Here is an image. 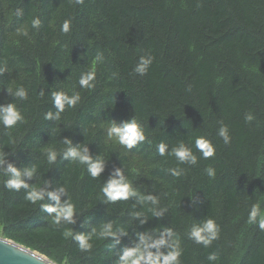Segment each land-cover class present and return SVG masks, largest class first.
I'll use <instances>...</instances> for the list:
<instances>
[{
    "label": "trees",
    "instance_id": "obj_1",
    "mask_svg": "<svg viewBox=\"0 0 264 264\" xmlns=\"http://www.w3.org/2000/svg\"><path fill=\"white\" fill-rule=\"evenodd\" d=\"M149 56L146 73H136ZM0 67V106L15 103L24 117L12 128L0 124L5 167H34L30 188L64 187L61 203L77 212L74 224L55 223L42 207L55 201L45 196L33 204L28 190L7 189L0 173L2 236L57 264H119L139 235L170 230L180 264H264V230L249 221L253 205L264 210V0H0ZM89 71L94 86L85 89L79 80ZM20 87L26 99L13 94ZM57 91L81 99L50 119L59 111ZM134 117L146 140L129 150L108 129ZM201 137L213 145L212 157L196 148ZM160 143L168 145L163 156ZM180 144L195 164L168 154ZM79 146L104 159L100 177L65 157ZM49 148L58 153L52 163ZM117 169L138 196L111 203L101 189ZM149 195L156 204L141 201ZM207 219L219 235L205 247L189 233ZM107 223L127 234L119 242L97 235L91 250L79 248L75 234L98 233Z\"/></svg>",
    "mask_w": 264,
    "mask_h": 264
},
{
    "label": "clouds",
    "instance_id": "obj_2",
    "mask_svg": "<svg viewBox=\"0 0 264 264\" xmlns=\"http://www.w3.org/2000/svg\"><path fill=\"white\" fill-rule=\"evenodd\" d=\"M81 2V0H78ZM40 20L34 19L32 21L33 27H38ZM70 30V21H65L62 25V31L67 33ZM99 59V58H97ZM152 63V58L141 57L138 65L134 71L140 75H143L148 70ZM5 71L3 67H0V74ZM95 80V72L89 71L84 73L79 84L82 88L91 89ZM12 92L11 89H8ZM13 94L20 98H27V91L23 87L17 88ZM81 97L79 94L67 95L64 92H53L52 101L59 111L53 116L52 113L47 114V118H60V113L64 111L65 106L74 107L80 101ZM253 117L248 115L247 120H251ZM24 120L23 115L17 108L15 103H9L7 105L0 106V124H3L5 128H12L18 122ZM219 135L224 139L225 143L229 142L228 130L226 127L219 129ZM109 138H114L122 146L127 149H132L138 143L144 142L146 136L142 126L137 122L134 117L128 122L124 123L123 126H116L113 122L112 126L108 129ZM65 144H71V141L66 139ZM196 148L202 153L205 158L212 157L215 149L213 145L205 138L201 137L195 141ZM168 145L160 143L158 145V152L161 156L166 154ZM57 151L49 148L47 150V160L52 163L57 158ZM169 155H174L181 163L195 164L197 157L192 153L191 149L186 147L184 144H180L178 147L173 148ZM7 153H0V173L7 176L8 179L5 181V187L9 190L20 191L21 189L28 190L26 192V199L33 204L44 200L45 196L55 201V205L43 204V209L49 213L55 223L60 224L61 222L66 224H74V219L77 214L75 207L68 200L61 203V195L65 194V188L59 187L55 191H47L43 187H32L26 182L33 178L36 173V169L25 168L23 170L18 169L11 163L6 164ZM66 158H70L72 161H77L80 164L87 165V171L93 178L100 177L101 173L105 169V161L99 156L95 159L89 155L88 148L83 147H70L66 153ZM173 175H180V171L173 169ZM209 176H215L213 169H207ZM107 202L127 201L131 197L138 196L137 191L132 187V184L128 181L125 175L120 169H117L115 176L104 183L101 189ZM142 202L150 201L152 204H156L157 200L153 196L140 197ZM155 215L159 213L154 212ZM140 213H136V216H140ZM249 221L251 223H258L261 230H264V210L261 209L259 204L252 206L249 214ZM142 223L144 221H141ZM127 233L123 230L120 233L113 231L111 223L104 224L99 232L93 228L91 233L87 234H75L74 240L78 243V246L83 251H89L92 249V240L94 236L101 239L112 237L118 241V235H126ZM66 235H72L71 232ZM171 235L170 230L167 233H160L158 238L149 237L146 235H139V241L135 246L126 248L120 257L119 264H180V257L182 250L180 244L176 240H169L167 237ZM219 227L213 219H207L202 224L193 226L189 233L191 239L198 244H203L205 247L209 246L215 239L218 238ZM165 249V251H162ZM210 260L215 259V256H210Z\"/></svg>",
    "mask_w": 264,
    "mask_h": 264
},
{
    "label": "water",
    "instance_id": "obj_3",
    "mask_svg": "<svg viewBox=\"0 0 264 264\" xmlns=\"http://www.w3.org/2000/svg\"><path fill=\"white\" fill-rule=\"evenodd\" d=\"M0 264H56L47 257L0 236Z\"/></svg>",
    "mask_w": 264,
    "mask_h": 264
},
{
    "label": "bare ground",
    "instance_id": "obj_4",
    "mask_svg": "<svg viewBox=\"0 0 264 264\" xmlns=\"http://www.w3.org/2000/svg\"><path fill=\"white\" fill-rule=\"evenodd\" d=\"M2 236V235H0ZM4 237V236H3ZM5 238V237H4ZM7 239V238H6ZM9 240V239H8ZM12 241V240H11ZM13 242V241H12ZM16 243V242H15ZM18 244V243H17ZM23 246V245H22ZM25 247V246H24ZM27 248V247H26ZM34 251V250H33ZM42 255V254H41ZM44 256V255H43ZM46 257V256H45ZM50 260V259H49ZM52 261V260H51ZM55 263V262H54ZM57 264V263H56Z\"/></svg>",
    "mask_w": 264,
    "mask_h": 264
},
{
    "label": "rangeland",
    "instance_id": "obj_5",
    "mask_svg": "<svg viewBox=\"0 0 264 264\" xmlns=\"http://www.w3.org/2000/svg\"><path fill=\"white\" fill-rule=\"evenodd\" d=\"M116 141V140H115ZM116 142H118V141H116ZM1 235V234H0Z\"/></svg>",
    "mask_w": 264,
    "mask_h": 264
}]
</instances>
